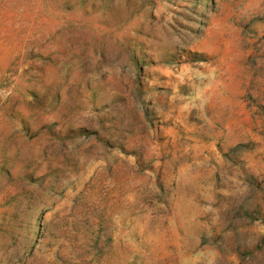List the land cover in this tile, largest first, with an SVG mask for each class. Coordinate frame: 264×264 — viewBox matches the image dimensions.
<instances>
[{
	"label": "rangeland",
	"instance_id": "1",
	"mask_svg": "<svg viewBox=\"0 0 264 264\" xmlns=\"http://www.w3.org/2000/svg\"><path fill=\"white\" fill-rule=\"evenodd\" d=\"M0 264H264V0H0Z\"/></svg>",
	"mask_w": 264,
	"mask_h": 264
}]
</instances>
